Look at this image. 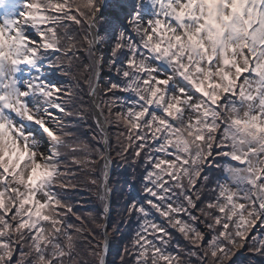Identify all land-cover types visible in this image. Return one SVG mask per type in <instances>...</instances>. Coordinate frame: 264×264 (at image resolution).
<instances>
[{
  "label": "snow or ice",
  "instance_id": "obj_1",
  "mask_svg": "<svg viewBox=\"0 0 264 264\" xmlns=\"http://www.w3.org/2000/svg\"><path fill=\"white\" fill-rule=\"evenodd\" d=\"M107 8L0 0V264H85L83 246L106 264L107 227L86 229L69 192L73 167L91 172L98 158L106 213L111 153L69 130L73 106L80 120L89 115L75 104L80 81L53 78L68 77L80 51L97 145H109L104 125L114 120L118 155L142 169L120 264H190L182 253L232 264L241 248L264 258V235H253L264 232V0H120L114 16ZM108 42L117 79L102 87L98 49Z\"/></svg>",
  "mask_w": 264,
  "mask_h": 264
},
{
  "label": "trees",
  "instance_id": "obj_2",
  "mask_svg": "<svg viewBox=\"0 0 264 264\" xmlns=\"http://www.w3.org/2000/svg\"><path fill=\"white\" fill-rule=\"evenodd\" d=\"M81 52L82 51H80L77 54L79 56V59L74 60L73 67L70 73V75L76 78H81L82 75L84 74L83 65L85 63V58L80 54ZM108 82L109 80L105 83L104 87L107 86ZM84 88H86L84 83L80 84V91L77 94L78 97L82 96L83 94L82 89ZM116 95L119 96L120 93H117ZM104 100L110 102L111 107L114 109L119 107V105L115 102V98L112 96L104 97ZM80 103H81L80 99L78 98L75 104L79 105ZM70 110L73 112V114H75L78 111V108L76 106H73ZM86 110L89 113V115L87 116L88 126L90 128V132L94 134L92 123L89 121L90 118L92 119L91 109L86 108ZM73 120H74L73 117L68 118V121H73ZM71 124H74L75 127H71L69 130L73 132L74 135L78 137L81 142L88 144L85 141V137L88 135V133L84 131L82 125L75 123H71ZM108 126H109V134H110L111 157L114 164L113 176L111 179V188L113 193L112 216H111V222L109 228V234L112 241V250L110 253L108 264H120L121 256L123 255V249L125 248V246H127L130 243V240L132 238V233L136 228V224L134 222L132 223L128 222L127 213L125 211L126 205L129 202V194L130 192L133 191L134 188L136 194L142 195L140 191L141 184L139 183V181H137L135 185H132L131 182L134 179V177H138L142 174V169L140 165L132 164V157L130 154L127 160H123L120 158V156L118 155V151L123 138L119 136V133L122 131V129L115 124L114 120H110L108 122ZM102 168H103V161H102ZM73 171L76 173V179L73 181L75 188L69 192V196L71 198V202L75 205V210L77 214L83 218H86L87 213H90L93 210L102 211L103 207L100 206H97L95 208H91V206H85L84 203L85 200L83 199L86 198L82 187V174L85 172V170L73 167ZM212 174L214 175L215 173L213 172ZM102 215H103L102 216V221H103L104 219L103 212ZM73 219L75 222V218ZM199 227L202 231H205L207 233V226L204 223H201ZM85 228L86 229L88 228L87 223L85 224ZM170 231L172 232V236L174 237L173 240L174 244L177 241L182 246L186 244L183 237L176 230L170 229ZM97 235L99 236V233H97ZM208 238L209 239L211 238V234H208ZM86 248L87 246H83L81 248L80 250L81 254L79 256V259L83 260L85 264H92L90 255L86 254ZM201 250L204 251L203 248ZM124 258L125 260H128V264H131L129 257L125 256ZM231 259H232V264H261L262 261V257H260L259 255H253L248 250L242 251L241 249L236 250L235 254ZM13 264H15V261L13 262Z\"/></svg>",
  "mask_w": 264,
  "mask_h": 264
},
{
  "label": "rangeland",
  "instance_id": "obj_3",
  "mask_svg": "<svg viewBox=\"0 0 264 264\" xmlns=\"http://www.w3.org/2000/svg\"><path fill=\"white\" fill-rule=\"evenodd\" d=\"M112 12H113L112 14H110V12H106L105 15L106 16H109V15L114 16L117 13L114 10ZM72 31L74 34H76L78 30L73 29ZM102 35H103V33H102ZM110 49H111V42L100 45L99 49H98L100 51V55L103 56V72L101 74L102 80H108L109 77H111L110 73L107 71L108 69L105 67L106 64L109 62ZM80 54L85 58L84 64H87L88 58H87L86 53L82 51ZM85 74H86V70L84 69V74L82 75L81 78L75 77V78L71 79L70 81L66 82V84L72 83L73 81H80V84H83V81H84L83 78H85ZM87 92H88L87 88L82 89L83 104H84L85 108L89 109L90 107L88 106V104H90V98L88 97ZM105 102H106V105L111 106L110 102H107V101H105ZM89 121L92 123L94 134H92L90 132V128H89V132H88V135L85 137V141L88 143V145H90L89 150H91V149H95L97 147H102V146H101V144L97 145L96 137L98 136V134L96 133V128H95V125H94L91 118L89 119ZM96 160H97V162H96L95 166L92 167L91 172L85 171L82 174V187H83V192H84V195L86 198L83 200H85L84 201L85 206H91V208H95L97 206L103 207V204L99 199V195L102 192V188H101L102 180H101V175H100L101 170H102V161L99 160L98 158H96ZM92 179L97 180L96 185H93L90 183V181ZM102 216H103L102 211H99V210H93L92 212L87 213L86 218L88 221L87 222L88 228L95 227V228L99 229L101 226V222H102ZM93 218H95V219H93ZM116 226H117V224H116ZM98 238H99V236H98ZM92 243H93V245H95L96 241H93ZM184 247L187 248L189 246L187 244H185ZM201 252H203V251L201 250ZM182 256L185 260H190V264H200L199 257H188V256L184 255L183 253H182ZM90 259L92 261V264H98L99 257H93L90 255ZM205 264H211V261L210 260L206 261Z\"/></svg>",
  "mask_w": 264,
  "mask_h": 264
},
{
  "label": "water",
  "instance_id": "obj_4",
  "mask_svg": "<svg viewBox=\"0 0 264 264\" xmlns=\"http://www.w3.org/2000/svg\"><path fill=\"white\" fill-rule=\"evenodd\" d=\"M106 131H107V130H106ZM106 150L108 151V145H106ZM108 166H109V172H108V179H107V187H108V189H109V185H108V183H109V176H110V174H111V169H110L111 165H110V162H109V165H108ZM108 201H109V203H110V196H109V194H108ZM109 213H110V210H108V215H107V219H106V222H105V226H106V227H108ZM108 252H109V246H108V250H107V253H106V256H105V261L107 260Z\"/></svg>",
  "mask_w": 264,
  "mask_h": 264
}]
</instances>
